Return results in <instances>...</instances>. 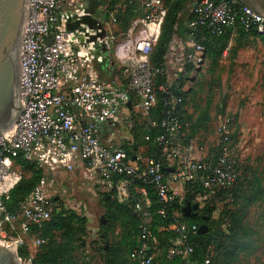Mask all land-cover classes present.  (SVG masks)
I'll return each instance as SVG.
<instances>
[{"label": "built area", "instance_id": "1", "mask_svg": "<svg viewBox=\"0 0 264 264\" xmlns=\"http://www.w3.org/2000/svg\"><path fill=\"white\" fill-rule=\"evenodd\" d=\"M88 3L27 0L19 47L21 110L6 138L0 134V245L24 247L21 264H31L44 241L35 229L51 216L58 187L48 176L58 169L71 172L82 167L98 192L128 203L140 218V245L129 254L136 264L153 262L152 217H165L169 204L182 201L186 182L199 180L214 191L231 186L238 175L228 119L217 127L221 156L216 164L196 157L192 145L180 140L179 121L171 110L184 99L177 89H188L181 83L190 79L188 68L202 65L204 47L189 35L184 47L179 46L176 53L168 51L162 68L151 63L165 16L164 0H141L138 19L121 38L114 27L122 5L99 18L91 14ZM191 13L189 28L203 26L214 34L226 30L234 34L241 28L264 36V16L237 0H193ZM106 53L121 63L117 74L101 75ZM157 74H164L168 84L156 85ZM157 91L169 93L164 100L169 110L159 124L163 131L155 137L162 149L159 159L149 158L142 164L141 154L129 155L123 145L136 114L150 121L151 127L158 125L150 120ZM104 129L114 141L105 143ZM19 156L45 173L17 211L8 213L4 201L23 173L16 161ZM136 182L142 185L136 188ZM147 186L157 198L155 210ZM180 215L172 212L170 228L178 237L168 250L169 257L186 258L192 252L188 233L195 226L180 220Z\"/></svg>", "mask_w": 264, "mask_h": 264}, {"label": "trees", "instance_id": "2", "mask_svg": "<svg viewBox=\"0 0 264 264\" xmlns=\"http://www.w3.org/2000/svg\"><path fill=\"white\" fill-rule=\"evenodd\" d=\"M132 1L125 0V4H120L122 7L117 10V21L123 7H133ZM190 1L192 5L193 0H164L165 16L161 25L160 35L150 55L151 63L155 67L162 68L164 66L169 45L179 21V14L183 12ZM114 6L110 7L108 11L113 10ZM136 9L140 15L138 5ZM190 14L189 20L192 18L191 11ZM235 34L241 37L246 34L256 36L259 33L253 30L244 31L239 28ZM184 35L185 37L191 35L199 42L204 47V59L209 58L211 65H215L222 56L231 33L226 30L223 33L214 34L203 26L189 28L187 24ZM192 70L195 72L200 71L198 67L190 66L188 71ZM155 83L156 85L168 84L164 74H157ZM177 90V95L184 99L181 103L176 104L171 111L179 121L178 133L181 142L190 144L189 139H185L182 136L183 126L186 122L183 115L189 88L182 91L179 87ZM156 96V103L150 111V120L156 121L158 125L151 127L150 121L143 120L140 114H136L134 116L135 124L131 131L132 140L124 142L123 145L129 155L141 154L142 164L146 163L149 158L159 159L162 149L155 141V137L163 131L159 124L165 119L166 112L169 110V107L167 108L164 105V100L169 97V93L157 91ZM146 136H149L148 139H146ZM220 156L221 144L218 143L217 154L203 158L216 164ZM16 161L22 169L30 170V174L21 178L4 201L8 213L17 211L20 203L36 187L45 172L43 168L36 167L21 156ZM240 176V174L237 175L231 186L217 188L214 190L215 192L213 191L214 193H210L209 189H205L199 180L186 182L182 201H175L169 204L165 217H160L156 214L152 217L151 232L155 237V243L150 246L149 250L154 252L155 256L151 264H155L156 260L157 264H203L207 258L210 260V264H232L238 254L246 247L241 237L242 233H240V229H242L240 225L241 216L238 215L237 211H232L231 209H226L227 211H224L225 215L223 216L222 212L217 211L216 205L227 200L231 204H235V192L237 189L234 188L238 185L237 188L240 189ZM136 183L139 186L142 185L140 182ZM147 189L151 193V202L153 210H155L159 205L157 198L152 194L149 187ZM104 194L109 196L103 199L105 200V217H107V220L101 224L99 240L87 241V225L84 216L64 206L53 207L50 218L43 223L41 228L35 229L38 236L43 238L44 241L34 254L31 264H92L96 255L105 264H136L130 259L129 254L140 245L138 239L140 218L133 213L128 203H119L111 196V193ZM205 195L208 196L195 216L187 217L183 214L182 207L185 202L198 204L197 198ZM53 201L55 202L54 199ZM173 211L180 212V220L195 226V229L190 230L188 233V243L192 247V252L186 258H182L179 255L168 256L169 248L178 237V232L170 228V224L173 222ZM203 216H207V218L205 219ZM116 222L122 224L120 239L119 241H112L105 247V244H108L107 233L114 230ZM202 223L207 225V230L200 233L198 232V227ZM216 225L218 226L214 229ZM86 245H88L90 253H86ZM18 253L20 257H23L26 254L25 248H19Z\"/></svg>", "mask_w": 264, "mask_h": 264}, {"label": "rangeland", "instance_id": "3", "mask_svg": "<svg viewBox=\"0 0 264 264\" xmlns=\"http://www.w3.org/2000/svg\"><path fill=\"white\" fill-rule=\"evenodd\" d=\"M140 1L133 0V7H123L118 15L114 27L118 38L138 19L136 7ZM116 4L123 5L125 0H89L88 9L93 16L104 18L108 9ZM256 37L264 50V36L257 34ZM260 52L258 47L256 61H261L258 69H233L228 62L233 64V57H230L222 64L216 62L212 69L205 66L198 72L190 71V79L182 82L185 88H189L182 136L189 139L196 157L217 154V127L223 120H229L231 157L241 175L240 189L238 185L234 188L237 189L235 204L227 200L216 206L223 216L226 209L237 211L241 216L240 233L246 247L232 264H264V53L261 57ZM120 66L112 54L106 53L100 73L102 76L117 74ZM29 174L30 170L23 169L22 177ZM70 176L68 173L67 177ZM70 178L84 180L77 174ZM68 192L77 199H83L86 194L80 188H71Z\"/></svg>", "mask_w": 264, "mask_h": 264}, {"label": "crops", "instance_id": "4", "mask_svg": "<svg viewBox=\"0 0 264 264\" xmlns=\"http://www.w3.org/2000/svg\"><path fill=\"white\" fill-rule=\"evenodd\" d=\"M239 5L249 6L255 12L264 16V0H237ZM191 1L186 6V8L179 14V21L173 33L172 41L169 45V50L171 52L178 51V47H184L182 45L183 41L186 39L184 33L186 30V25L190 18L191 11ZM260 49V56H263L264 50L263 45L258 38L252 34H246L244 36H238L234 34L229 35L228 43L225 49L223 50L222 56L217 60L218 63L222 64L230 57H233V52L236 55L233 57V64L229 62V65L233 69H258V64L261 66V61L258 63L256 61L257 50ZM178 49V50H177ZM231 55V56H230ZM207 69H212L211 60L205 58L202 65L199 69L203 67ZM103 139L105 143H110L114 141V137L111 136V132H108L106 129L103 131ZM132 140V136H128L127 142ZM68 173L73 177L74 175L82 176L83 181H73L72 178L67 177ZM48 179L55 183L58 187V191L54 197V207L64 206L66 208L74 210L76 213L84 216L86 218L87 225V241L99 240V232L101 231V224L105 223L107 217H105V200L109 196L107 194H101L98 192L96 183L86 176L85 170L82 167H78L75 170L69 172L65 169H58L56 172L49 174ZM71 188H80L84 191L85 196L83 199L74 198V195L69 194V189ZM136 188H139V185L136 184ZM100 196V199H99ZM183 196V193H182ZM208 195L200 196L198 200V210L203 206L204 201ZM103 197V198H102ZM252 201V200H249ZM77 202V203H76ZM248 199H246V205L248 206ZM103 217V220H101ZM122 230V224L116 222L114 230L108 232V244H105L107 247L112 241H119ZM86 253H90L88 245H86ZM118 261V260H117ZM92 264H105L100 261L99 256L96 255ZM118 264V263H116Z\"/></svg>", "mask_w": 264, "mask_h": 264}, {"label": "water", "instance_id": "5", "mask_svg": "<svg viewBox=\"0 0 264 264\" xmlns=\"http://www.w3.org/2000/svg\"><path fill=\"white\" fill-rule=\"evenodd\" d=\"M26 7L27 0H0V134L4 138L21 110L19 47ZM198 206L197 203L185 202L182 207L183 214L187 217L195 216L198 213ZM206 230L205 223L198 227L200 233ZM0 264H21L18 249L0 245Z\"/></svg>", "mask_w": 264, "mask_h": 264}]
</instances>
